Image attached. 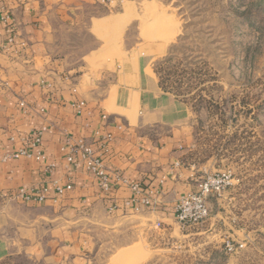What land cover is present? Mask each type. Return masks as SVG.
<instances>
[{
  "label": "crops",
  "instance_id": "0c3cea01",
  "mask_svg": "<svg viewBox=\"0 0 264 264\" xmlns=\"http://www.w3.org/2000/svg\"><path fill=\"white\" fill-rule=\"evenodd\" d=\"M110 2L0 0V15L10 13L13 22L8 31L0 21V264H125L134 256L113 257L135 251L141 241L150 254L135 264H144L169 251L159 239L176 228L179 197L222 170L217 154H202L192 108L160 87L153 53L131 58L138 43L126 47L123 40L115 55L105 56L95 30L116 19ZM98 8L107 11L95 15ZM83 35L93 44L81 43ZM37 132L40 143L33 145ZM79 140L100 158L109 190L78 151L67 161L62 148ZM23 148L31 155L13 156ZM55 184L71 185L56 202ZM42 187L49 190L43 201L15 198L19 188ZM234 190L213 196L214 209L208 198V218L182 226L180 234L244 232L230 209ZM217 252L209 250L207 259L216 260Z\"/></svg>",
  "mask_w": 264,
  "mask_h": 264
},
{
  "label": "rangeland",
  "instance_id": "374dc122",
  "mask_svg": "<svg viewBox=\"0 0 264 264\" xmlns=\"http://www.w3.org/2000/svg\"><path fill=\"white\" fill-rule=\"evenodd\" d=\"M109 8L116 19L96 28L105 56L115 55L123 40L126 47L138 43L131 58L156 56L151 63L158 82L192 108L202 154H217L222 171L231 173L223 192L235 186L230 209L245 230L233 238L224 230L183 237L175 219L171 235L159 239L169 251L144 264H264V0H111ZM106 11L95 9V15ZM79 41L93 44L89 35ZM213 196L219 197H208L212 209ZM134 248L113 262L134 256L125 264H135L150 254L144 241ZM209 250L218 251L216 260L207 259Z\"/></svg>",
  "mask_w": 264,
  "mask_h": 264
},
{
  "label": "built area",
  "instance_id": "2783aa9c",
  "mask_svg": "<svg viewBox=\"0 0 264 264\" xmlns=\"http://www.w3.org/2000/svg\"><path fill=\"white\" fill-rule=\"evenodd\" d=\"M0 21L5 24L8 31H11L13 22L11 21L10 13H2L0 15ZM11 40L12 38L8 39L9 42ZM84 104L85 103L83 101L75 104L77 114L81 113ZM40 137V132L34 134L33 145H38L40 143ZM62 149L68 151V162H73V154L78 151L84 166L87 170L94 174L101 188L105 191L109 190L110 185L103 164L100 158L94 154L89 145L84 143L82 140H79L76 144L64 146ZM30 155V152L26 148H23L13 154V156L16 158L19 156L28 157ZM41 158L42 154L41 152H38L36 155V159ZM232 180L233 177L228 171L221 170L205 175L198 181L197 191L185 193L181 195L177 200L174 207V215L176 221L181 226L186 227L203 223L209 216V209L207 205L208 197L211 195L220 196L222 192L230 184H232ZM132 188L136 189L137 185H132ZM70 189V184H66L63 186L55 184L53 187V192L55 194V196L52 198L53 201L56 202L57 199L62 196L65 191ZM48 192L49 190L47 187H42L38 190H26L25 188H19L15 193V198L24 201H43L44 199H46ZM224 247L227 252L231 253L234 251V244H232L230 241H226Z\"/></svg>",
  "mask_w": 264,
  "mask_h": 264
},
{
  "label": "bare ground",
  "instance_id": "6f19581e",
  "mask_svg": "<svg viewBox=\"0 0 264 264\" xmlns=\"http://www.w3.org/2000/svg\"><path fill=\"white\" fill-rule=\"evenodd\" d=\"M127 9V8H126ZM107 20V19H106ZM100 22H102V21H100ZM123 22V21H122ZM96 24H97V21L95 22ZM103 23V22H102ZM107 23H108V21H107ZM123 28V27H122ZM96 31V30H95Z\"/></svg>",
  "mask_w": 264,
  "mask_h": 264
},
{
  "label": "trees",
  "instance_id": "16d2710c",
  "mask_svg": "<svg viewBox=\"0 0 264 264\" xmlns=\"http://www.w3.org/2000/svg\"><path fill=\"white\" fill-rule=\"evenodd\" d=\"M154 71H155V70H154ZM159 85H160V87H162L160 83H159ZM162 88H163V87H162ZM163 89H164V88H163ZM164 90H165V89H164Z\"/></svg>",
  "mask_w": 264,
  "mask_h": 264
}]
</instances>
